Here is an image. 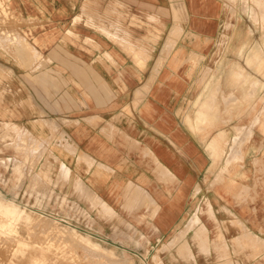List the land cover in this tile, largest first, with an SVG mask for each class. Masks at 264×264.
Wrapping results in <instances>:
<instances>
[{"label": "rangeland", "instance_id": "1", "mask_svg": "<svg viewBox=\"0 0 264 264\" xmlns=\"http://www.w3.org/2000/svg\"><path fill=\"white\" fill-rule=\"evenodd\" d=\"M220 1L224 12L217 22L211 48L204 55L190 54L188 59L192 71L197 73V93L186 108L176 112L178 121L194 140L190 142L191 147L203 158L197 165L199 172L190 175L191 188L172 230L160 236L148 221L154 215L150 207L154 203L148 193L136 185L128 184L125 189L116 190L110 205L96 197L95 202L88 204L83 194L86 188L80 182L76 191H72L73 174L69 172L72 167L65 158V151H71V141L62 127H50V133L39 137L13 127L10 130L18 139L16 157L8 156L10 151L0 152V264H264V55L261 64L256 66L247 61V54L254 46H249L245 54L242 45L237 54L234 51L239 47L234 40H243L237 41L242 43L246 34L254 44L261 38L264 41V0ZM132 21L142 25V19ZM23 24L24 20L16 14L10 0H0V38L10 48L11 56L17 59L20 70L29 68L31 73L32 69H37L35 62L26 61L32 56V49L25 36L16 30ZM132 25L136 24L132 22ZM175 35L174 30L172 36ZM261 49L264 54V46ZM233 61L239 65L230 69ZM33 75L24 78L31 86L37 84V77ZM40 80L46 91L57 89L59 85L61 103L70 102L66 79L54 83L45 72ZM114 98L115 94L109 92V102ZM125 111L130 115L128 108ZM189 115L194 117V123ZM64 117L66 115L62 114L59 121L64 123ZM118 119L113 113L109 120L100 121V133L111 139L117 134ZM190 127L197 133H192ZM238 128L249 129L250 139L247 137L248 141L243 144L245 154L241 165L226 166V156L230 155L227 148L234 145L232 139L237 137ZM221 131H226L227 143L216 157L206 146L219 137ZM237 173L239 176L234 177L229 187L227 180ZM244 186L245 190L241 191ZM209 205L210 210H207ZM204 211H212L208 215L213 214L212 218ZM195 218L201 220L197 222L199 225ZM201 222L209 237L205 235L208 249L204 242V245L200 243V235L198 244L203 254L195 247L199 231L194 229L197 225L202 227ZM184 224L194 229L189 230V225L185 229ZM185 230L189 232L184 234ZM179 231L182 235L178 236ZM192 232L196 235L194 241ZM217 232L223 236L221 248L214 242ZM247 233L253 235L250 239L257 236L253 239L257 242L238 250L240 241L244 245L247 239L249 241ZM239 237H243L242 240ZM176 241L180 245L174 243ZM89 245L95 252L99 251L97 256H92L94 251ZM201 245L209 252L205 253ZM182 246H186L184 250L181 248L184 252L180 251ZM187 248L188 254L192 253L188 256L193 259L185 257ZM177 249L183 256L177 254Z\"/></svg>", "mask_w": 264, "mask_h": 264}, {"label": "crops", "instance_id": "2", "mask_svg": "<svg viewBox=\"0 0 264 264\" xmlns=\"http://www.w3.org/2000/svg\"><path fill=\"white\" fill-rule=\"evenodd\" d=\"M10 3L24 20L16 30L32 49L26 61L35 62L37 69L20 70L0 38V152L10 151L7 155L16 157L18 139L10 130L13 127L32 137L50 133V127H62L71 141V151H65L72 167L71 190L76 191L80 182L86 188L87 203L96 197L110 205L116 190L136 185L154 203L150 205L154 215L148 221L160 236L166 235L177 224L191 188L190 175L199 172L197 165L203 158L191 147L194 140L176 115L197 93V73L188 59L211 48L224 12L222 2ZM134 18L142 19V25ZM238 40L235 45H244L243 54L249 46H264L262 38L254 44L247 34L244 42ZM45 72L54 83L67 80L70 102L61 103L59 85L47 91L40 85ZM33 74L37 84L31 86L24 78ZM109 92L115 94L111 102ZM113 113L119 119L111 140L100 133V121L109 120ZM62 114L64 123L59 121Z\"/></svg>", "mask_w": 264, "mask_h": 264}, {"label": "bare ground", "instance_id": "3", "mask_svg": "<svg viewBox=\"0 0 264 264\" xmlns=\"http://www.w3.org/2000/svg\"><path fill=\"white\" fill-rule=\"evenodd\" d=\"M242 46H244V45H242ZM236 47V46H235ZM240 51V47H238V48H236V50H235V53L237 54L238 52ZM263 51H262V49L260 48V46H254V47H252L251 48V50L249 51V53L247 54V61H249L252 65H260L261 64V62L263 61ZM248 63V62H247ZM237 65H239L236 61H233L231 64H230V69H232V68H234V67H236ZM251 68V67H250ZM263 68V67H262ZM236 76V75H235ZM239 76V75H238ZM236 78V77H235ZM235 78H234V80H235ZM241 78V77H240ZM238 79V78H237ZM236 79V80H237ZM239 80V79H238ZM237 80V81H238ZM233 93V92H232ZM230 97H233V96H230ZM254 105V104H253ZM245 110V109H244ZM244 112V111H243ZM261 112V111H260ZM258 115H259V113H258ZM189 118H190V120H191V123H194V121H195V119H194V117L193 116H190L189 115ZM256 120H257V118H256ZM244 128V127H243ZM235 129V128H234ZM241 129V128H240ZM247 129V128H246ZM190 131L192 132V133H197V131H195V130H193L191 127H190ZM236 131V130H235ZM237 131H239L238 132V134L237 135H235V137L237 136L238 138L239 137H242V138H240V139H237V137L236 138H234V136H233V144L234 145H230L228 148H227V150H228V152H229V154L230 155H228V156H226V166H233L234 164H239V166L241 165V162L243 161V158H244V154H245V152H244V150H243V147H244V143L246 142V141H248V139H250L249 137H248V135H250L249 133H250V130L248 129V130H239V128L237 129ZM251 135H252V133H251ZM223 136V137H222ZM224 136H227V133H226V131H221V133H219V137H216V138H213L212 139V141L210 142V144L209 145H207L206 146V148L209 150V152H213V154L217 157L219 154V149H221V148H223V147H225V142L227 143V139H224ZM247 137H248V139H247ZM247 139V140H246ZM233 163V164H232ZM225 170H226V168H224ZM246 171V170H245ZM221 172H223V171H221ZM220 173V172H219ZM239 173H237V174H235L234 176L233 175H231V177L227 180V184L229 185V187H230V185H232L233 183H234V177L236 176H239L238 175ZM221 175V174H220ZM219 175V176H220ZM217 177H218V175H217ZM245 186L244 187H242L240 190L241 191H243V190H245ZM249 189V188H248ZM247 190V189H246ZM246 193V192H245ZM5 204V203H4ZM209 207V209H207V210H210V205L208 206ZM6 211V210H5ZM4 211V212H5ZM205 213H206V215H207V217H209V218H212L211 216H213V214H211V216H208L209 215V212H211V213H213L212 211H204ZM9 213V212H8ZM14 215H16V214H14ZM194 215H196V213L194 214ZM1 216L3 217V215L1 214ZM16 217V216H15ZM18 217V216H17ZM24 217V216H23ZM23 217H21V218H23ZM20 218V217H19ZM4 219H6V218H4ZM192 219H193V217H192ZM197 218H195L194 220H196ZM19 220V219H18ZM23 220V219H22ZM189 220V219H188ZM191 221V220H190ZM189 221V223L191 224V222ZM199 220L197 219L196 220V223L198 222ZM201 221V220H200ZM199 221V222H200ZM195 222V221H194ZM233 223V222H232ZM13 224V223H12ZM190 224H188L189 226H190ZM194 224V223H193ZM198 225H199V223H197ZM197 224H194L195 225V227H196V225ZM201 224H202V227L201 226H199L198 227V225H197V228H200V230L199 229H194L193 227H191L190 226V229L189 230H191L192 228L194 229V230H196L195 232H197V231H199V237H198V235H197V237H198V239H195V240H197L196 242H197V244H195V247L197 248V251L200 253L201 251H200V243L202 244V245H204L203 244V242L206 244V242L208 241H205V235H207L205 232H207V230H205V228L206 227H204L205 225L201 222ZM237 224V223H236ZM239 224V223H238ZM185 225V224H184ZM188 225H185L186 226V228L185 229H188L187 228V226ZM192 225V224H191ZM193 225V226H194ZM234 225V224H233ZM239 226V225H238ZM183 228V229H184ZM203 228V229H202ZM183 229L181 230V232L183 231ZM219 229V228H218ZM217 229V230H218ZM242 229V228H241ZM58 230H59V228H58ZM63 230V229H62ZM186 232H189V231H186L185 230V232H184V234H186ZM194 232V231H193ZM193 232H192V234H193ZM194 232V233H195ZM179 234H181L180 233V231L178 232V236H179ZM196 234V233H195ZM195 234H193V235H195ZM244 234H245V232H244ZM244 234H243V236H244ZM249 234H250V232H249ZM182 235V234H181ZM200 235H202L201 236V238H200ZM247 235H248V233H247ZM204 236V237H203ZM241 236V235H240ZM249 236V241H248V239L246 240V243H245V245H244V243L242 242V241H240L241 243H243V244H241L240 242V245L238 246V250L239 249H241L242 250V248H249L250 246H251V244L253 243V242H255L253 239H255L254 237H257V236H254L253 237V239H250L251 238V236H253L252 234L251 235H248ZM174 237H176V236H174ZM183 237H185L184 235H183ZM183 237H181V238H183ZM192 237V236H191ZM194 237L196 238V235L195 236H193L192 237V239H193V241H194ZM202 237H203V241H202ZM207 237H208V235H207ZM246 237V236H245ZM244 237V238H245ZM74 237H72V239H73ZM199 238L201 239V242L198 244V241H199ZM209 238V237H208ZM240 238V240H242V238L243 237H239ZM75 239V238H74ZM73 239V240H74ZM173 239H175V238H173ZM173 239L171 240L172 242H171V245L173 244ZM177 239V238H176ZM175 239V240H176ZM180 238H178V241L179 242H181L182 241V239H181V241L179 240ZM214 239H215V241L214 242H216L215 244L216 245H218V247L217 248H221L223 245V236H222V234L221 233H219V232H217L216 233V235H214ZM235 239V238H234ZM260 239V238H259ZM76 240V239H75ZM77 240H79V239H77ZM174 240V241H175ZM80 241V240H79ZM83 241V240H82ZM192 241V242H193ZM236 241H237V243H236ZM259 241V240H258ZM77 242V241H76ZM179 242H174V243H177V245H178V243ZM185 242V241H184ZM184 242L183 243H181V245H184ZM221 242V244H219ZM236 244H238V240H235L234 241ZM248 242V243H247ZM257 242V241H256ZM255 242V243H256ZM86 243V242H85ZM186 243V242H185ZM195 243V242H194ZM78 244H79V242H78ZM80 244H81V242H80ZM86 244H88V243H86ZM214 244V243H213ZM82 245H83V243H82ZM170 245V246H171ZM177 245H175V246H177ZM179 245H180V243H179ZM202 245H201V248H202V250H204V252L206 251V252H209V250L207 251V249L205 248V249H203V247H202ZM207 246H208V244H206ZM242 245V246H241ZM254 245V244H253ZM40 246V245H39ZM91 245H89V247H90ZM173 246V245H172ZM186 246H187V243H186ZM186 246H182V247H180V251L184 248L185 249V247ZM189 247V246H188ZM214 247V246H213ZM216 247V246H215ZM86 248H87V246H86ZM85 248V249H86ZM93 248V247H92ZM172 248V247H171ZM176 248V247H175ZM182 248V249H181ZM208 249H209V246L207 247ZM88 249V248H87ZM86 249V250H87ZM167 249V248H166ZM179 249V248H178ZM176 250V251H178V253L177 254H179V250ZM183 249V250H184ZM89 250V249H88ZM90 250L93 252L94 250L93 249H91V247H90ZM182 250V251H183ZM189 250V248H187V250H185V253H184V255H185V257H187V258H192L193 259V257L192 256H188V255H190V254H192V253H189L188 254V251ZM89 252V251H88ZM92 252H90V253H92ZM99 252V251H98ZM98 252H93V255L92 256H94V254H96V253H98ZM184 252V251H183ZM183 252H181L180 254H181V256H183ZM190 252V251H189ZM203 252V251H202ZM201 252V253H202ZM205 252V253H206ZM179 254V255H180ZM203 254V253H202ZM207 254H209V253H207ZM95 256H97V254L95 255ZM100 256V255H99ZM99 256H98V258H99ZM253 256H254V254H253ZM101 258H103L102 256H100ZM108 257V256H107ZM252 257V256H251ZM263 257H264V254H263ZM186 258V259H187ZM190 258V259H191ZM106 259V258H105ZM184 259V258H183ZM188 260V262H189V259H187ZM186 260V261H187ZM123 261V260H122ZM126 261V260H125ZM188 262H186V263H188ZM106 263H107V261H106ZM109 263H110V261H109ZM126 264V263H125ZM230 264H232V262L230 263Z\"/></svg>", "mask_w": 264, "mask_h": 264}]
</instances>
